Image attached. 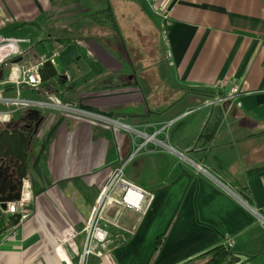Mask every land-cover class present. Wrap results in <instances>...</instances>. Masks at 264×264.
<instances>
[{"label": "crops", "instance_id": "1", "mask_svg": "<svg viewBox=\"0 0 264 264\" xmlns=\"http://www.w3.org/2000/svg\"><path fill=\"white\" fill-rule=\"evenodd\" d=\"M157 6L166 22L145 0H0V34L46 54L70 38L102 69L84 80L80 58L57 93L22 88L70 107L38 109L33 199L17 223L0 220V264H80L91 207L122 163L140 209L106 206L108 242L88 264H182L227 238L234 264H264V0Z\"/></svg>", "mask_w": 264, "mask_h": 264}, {"label": "built area", "instance_id": "2", "mask_svg": "<svg viewBox=\"0 0 264 264\" xmlns=\"http://www.w3.org/2000/svg\"><path fill=\"white\" fill-rule=\"evenodd\" d=\"M149 7L157 13L164 22L169 18L168 8L158 7V0H145ZM27 38L14 36L12 34H0V70L7 69L4 77L0 78V85H10L13 87L14 95H8L5 89H0V124L10 122L14 112L18 108H42L50 104L60 106V100L55 96H48L49 100H37L31 98H23L20 96L23 87L38 89L43 83L40 79L39 68L47 60L57 54L38 53L30 45L25 47L23 43H28ZM19 58L18 61H14ZM237 88L231 89L230 94H235ZM14 105L16 108L9 109ZM68 109L70 106L64 104ZM125 164L122 163L114 167L107 180L102 185L97 195L85 225L83 227V246L80 254V264H88V258L92 253V243L108 242V231L100 226L103 219L104 210L110 202L120 204L124 207L140 209L139 200L143 198L144 192L133 183L126 180L123 176ZM119 191L120 195L116 194ZM33 199L32 185L28 176L22 179L20 195L18 199L5 202L2 206L0 201V214L5 221H11V216L18 214L19 220L25 217L30 211V204ZM120 242L125 241L126 237L122 231L117 233ZM224 246L231 250L234 240L227 238L223 242Z\"/></svg>", "mask_w": 264, "mask_h": 264}, {"label": "water", "instance_id": "3", "mask_svg": "<svg viewBox=\"0 0 264 264\" xmlns=\"http://www.w3.org/2000/svg\"><path fill=\"white\" fill-rule=\"evenodd\" d=\"M80 59L78 55V45L74 42L67 44L64 48L53 56L47 59L39 68L40 79L47 87L59 86L66 81L72 79L70 65L76 63ZM17 61V60H16ZM2 70H0V76ZM34 122V129H30L27 133L21 129L25 120ZM43 120V115L36 108H29L20 113L18 119H14L4 126H0V158H5L6 161H20L25 163L28 156V151L34 142V134H36L39 125ZM26 173L20 174V178ZM22 181H17L15 186L7 185L4 181L0 188V201L2 206H5L6 201L19 198L20 186ZM0 185V186H1ZM20 216L15 214L11 216L14 223L19 221Z\"/></svg>", "mask_w": 264, "mask_h": 264}, {"label": "trees", "instance_id": "4", "mask_svg": "<svg viewBox=\"0 0 264 264\" xmlns=\"http://www.w3.org/2000/svg\"><path fill=\"white\" fill-rule=\"evenodd\" d=\"M63 45H67L72 42L70 38H62L60 39ZM78 55L80 58L85 59V61L92 67V73L84 76V80H89L93 78L94 76L99 75L102 72V69L98 66V64L87 60L85 57V51L78 46ZM64 84V83H63ZM42 85L46 86L45 83H42ZM77 86V84H74ZM6 90H12V86H7L5 88ZM50 93V91H48ZM58 92V87L56 88V92ZM260 173H264V167H262ZM246 199L249 201V197L244 194ZM261 213L264 215V208L261 210ZM238 259V256H236L233 252H231L230 249L226 248L223 243H220L209 250L203 252L202 254L191 258L182 264H234Z\"/></svg>", "mask_w": 264, "mask_h": 264}, {"label": "flooded vegetation", "instance_id": "5", "mask_svg": "<svg viewBox=\"0 0 264 264\" xmlns=\"http://www.w3.org/2000/svg\"><path fill=\"white\" fill-rule=\"evenodd\" d=\"M48 89V91L55 93L56 92V88L57 86H52V87H46ZM29 109V108H27ZM27 109H23L20 110L18 113L16 112L10 121L14 120V119H18L20 113H22L23 111H26ZM5 124H0V126H4ZM21 129H23V131L25 133H27L30 129H34V122L31 120L26 119L25 122L20 125ZM40 127V125H39ZM38 127V129H39ZM37 129V132H38ZM36 134H34V140L36 138ZM31 149V148H30ZM31 150L28 151V156L26 158L25 163H21L20 161H11L8 160L6 161L5 158H0V185L4 183L10 186H15L17 184V181L21 180L28 176V172H29V163H30V153ZM22 173H26V175L22 178H20V174ZM22 185V184H21ZM2 187V185L0 186V188ZM21 189V186H20ZM19 189V190H20ZM1 195V194H0Z\"/></svg>", "mask_w": 264, "mask_h": 264}, {"label": "rangeland", "instance_id": "6", "mask_svg": "<svg viewBox=\"0 0 264 264\" xmlns=\"http://www.w3.org/2000/svg\"><path fill=\"white\" fill-rule=\"evenodd\" d=\"M140 66H142V64H139ZM161 67V66H160ZM128 71H130V70H128ZM47 100H49V98L47 99ZM60 106H64V104H59ZM52 107H53V109H58V108H60V107H57V106H55V105H52ZM4 107H0V109H3ZM12 108H16L14 105H11V106H9V109H12ZM62 108V107H61ZM24 108H18L15 112H14V114L17 112H19L20 110H23ZM36 109H42V108H36ZM63 112H65V111H63ZM67 113V112H66ZM78 118H81V117H79L78 115H76ZM120 121H123V120H120ZM30 153H31V151H30ZM2 219V221L3 222H5V218H3V216L0 214V220Z\"/></svg>", "mask_w": 264, "mask_h": 264}, {"label": "bare ground", "instance_id": "7", "mask_svg": "<svg viewBox=\"0 0 264 264\" xmlns=\"http://www.w3.org/2000/svg\"><path fill=\"white\" fill-rule=\"evenodd\" d=\"M57 106V105H56ZM60 107V106H59ZM1 115V114H0ZM2 116V115H1ZM3 117V116H2ZM118 124V123H117ZM121 124V123H120ZM125 127V126H124Z\"/></svg>", "mask_w": 264, "mask_h": 264}]
</instances>
